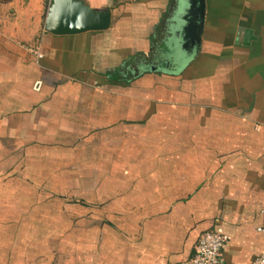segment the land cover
<instances>
[{"label":"crops","instance_id":"1","mask_svg":"<svg viewBox=\"0 0 264 264\" xmlns=\"http://www.w3.org/2000/svg\"><path fill=\"white\" fill-rule=\"evenodd\" d=\"M83 1L109 30L53 35L51 0H0V264H185L206 232L229 238L224 264H251L264 0H206L180 76L160 65L187 0Z\"/></svg>","mask_w":264,"mask_h":264},{"label":"water","instance_id":"2","mask_svg":"<svg viewBox=\"0 0 264 264\" xmlns=\"http://www.w3.org/2000/svg\"><path fill=\"white\" fill-rule=\"evenodd\" d=\"M188 8L183 10L184 26L177 33L179 45L188 61L198 54L204 32L206 0H187ZM112 25L109 10L98 12L83 0H51L46 17V32L57 36H72L88 32L107 31ZM157 69V70H156ZM154 68L152 71H158Z\"/></svg>","mask_w":264,"mask_h":264},{"label":"built area","instance_id":"3","mask_svg":"<svg viewBox=\"0 0 264 264\" xmlns=\"http://www.w3.org/2000/svg\"><path fill=\"white\" fill-rule=\"evenodd\" d=\"M39 58L43 54L38 50L34 52ZM258 232L264 234V227ZM229 238L216 232H206L201 235L195 250V255L185 264H224V250ZM251 264H264V252Z\"/></svg>","mask_w":264,"mask_h":264},{"label":"rangeland","instance_id":"4","mask_svg":"<svg viewBox=\"0 0 264 264\" xmlns=\"http://www.w3.org/2000/svg\"><path fill=\"white\" fill-rule=\"evenodd\" d=\"M184 7V1L180 3V6H179V9H178V13H180L182 11ZM184 10V9H183ZM180 15V16H179ZM179 15H176V19L177 21H179L181 18V14ZM180 24V23H179ZM174 41V48L173 46L172 47H168L166 48V50H173V58L175 59V62L172 64L171 68H165V65L164 64H161L160 65V70H165L167 71L168 73H173L174 75H177V76H180L184 73V68L186 67V64H187V61L185 59V57L187 58V56L184 55V53L182 52V50L180 49L178 43H179V38H176L174 40H169V44L170 45L171 43H173ZM171 42V43H170ZM175 49V50H174ZM188 59V58H187ZM189 60V59H188ZM156 68L155 66H153L152 69ZM165 68V69H164ZM170 71V72H169Z\"/></svg>","mask_w":264,"mask_h":264},{"label":"flooded vegetation","instance_id":"5","mask_svg":"<svg viewBox=\"0 0 264 264\" xmlns=\"http://www.w3.org/2000/svg\"><path fill=\"white\" fill-rule=\"evenodd\" d=\"M168 64H169V63L167 62V64L165 65V67H167ZM141 65H143V64H141ZM148 66H149V67H148ZM153 66H154V65H147L148 68L146 67V69H150V71H152V70H153V69H152ZM156 67H157V66H156Z\"/></svg>","mask_w":264,"mask_h":264},{"label":"trees","instance_id":"6","mask_svg":"<svg viewBox=\"0 0 264 264\" xmlns=\"http://www.w3.org/2000/svg\"><path fill=\"white\" fill-rule=\"evenodd\" d=\"M129 81H130V80H129ZM129 81H128V82H129Z\"/></svg>","mask_w":264,"mask_h":264}]
</instances>
